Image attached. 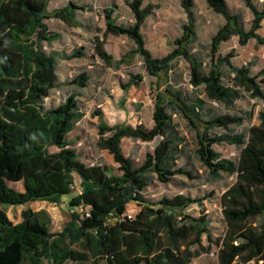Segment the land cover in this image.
Returning <instances> with one entry per match:
<instances>
[{
	"label": "trees",
	"instance_id": "16d2710c",
	"mask_svg": "<svg viewBox=\"0 0 264 264\" xmlns=\"http://www.w3.org/2000/svg\"><path fill=\"white\" fill-rule=\"evenodd\" d=\"M50 1L0 0V205L57 203L71 193L77 175L81 192L71 205L84 206L89 217L74 215L77 224L66 226L57 236L42 222L40 214L29 208L22 211V220L17 224L0 209V264H37L42 260L49 264H64L67 260L77 264H194L200 254L195 248L205 250L204 235L218 247V264H264V112L259 113V124L246 132L213 134L214 130L241 127L245 119L206 109L207 100L232 108L243 94L264 104V69L253 75L250 66L232 63L233 51L220 53L221 45L233 36L239 37L241 46L250 40L264 46V37L258 34L264 22V0H244L254 16L249 30L244 29L242 16L233 13L225 0H207L226 20L211 40L208 63L191 49L199 42L194 0H183L189 21L183 25L174 50L162 58L152 55L142 34L146 20L154 13L153 6L143 7L144 0H126L134 22L128 26L116 23L115 7L105 11L107 32L134 43L132 55L141 59L149 77L169 76L174 62L183 58L190 65V85L194 89L202 87L206 97H187L167 83L169 98L165 102L157 100L151 129L110 127L103 112L97 111L98 147L113 157L116 170L105 162L84 164L69 139L85 117L82 90L88 88L91 72L66 82L70 92L59 105H46L61 85L59 61L88 56L84 48L70 54L53 49L60 36L47 23ZM83 9L69 4L59 17L71 23L76 11ZM94 54L111 65L112 57L98 40ZM226 75L229 85L224 83ZM143 78L141 74H130L127 86H140ZM174 116L187 120L195 129L197 149L193 154L211 182L236 176L235 184L221 197L227 228L220 240L213 241L207 216L195 218L185 213L200 200L176 196L153 204L145 197L153 176L162 184H170L176 176L196 178L193 171L178 165L185 139L174 124ZM125 138L156 141L155 150L136 166L123 152ZM223 143L241 149L237 162L214 150L215 145ZM16 184H22V191L11 186ZM131 203L141 207L133 218L126 215ZM113 216L117 221L109 224ZM66 241L69 245L83 242L86 250L75 252Z\"/></svg>",
	"mask_w": 264,
	"mask_h": 264
},
{
	"label": "rangeland",
	"instance_id": "374dc122",
	"mask_svg": "<svg viewBox=\"0 0 264 264\" xmlns=\"http://www.w3.org/2000/svg\"><path fill=\"white\" fill-rule=\"evenodd\" d=\"M132 1V0H129ZM233 13L240 14L243 18L245 30L251 28L254 16L246 6L244 0H225ZM258 3L259 0H254ZM183 0H144L143 7L153 6L154 13L146 20L142 34L146 41L147 49L155 58H162L170 54L175 48V41L182 36L183 25L189 21ZM195 14L197 18L198 43L193 46L192 52L201 60L208 63L209 45L218 30L226 24L221 15L214 12L207 0H194ZM69 4L83 7L77 10L75 19L71 23L63 21L59 14ZM115 7V8H114ZM114 8L113 18L122 26L131 25L133 15L126 0H51L48 5L47 23L51 31L59 34V39L53 43L54 50L70 54L77 48H84L88 54L85 58L59 61L58 75L60 88L46 100L48 107L59 105L63 97L70 92L66 82L72 80L83 72H91V79L87 89L82 90L81 101L84 104L85 117L70 134L72 147L79 153L81 161L90 166L105 162L115 170L118 165L113 157L98 147L100 118L95 115L97 111L104 114V121L110 127L132 126L151 129L154 125V114L157 100L167 101L166 85L169 83L174 89L180 90L187 97L199 95L206 99L203 88L194 89L190 85V65L183 58L174 62V69L169 76L164 74L158 78L149 77L144 70L140 58L133 56L134 43L123 36H116L107 32L106 10ZM258 34L264 37V22ZM103 43L105 51L112 57L111 65H107L94 54L95 41ZM234 53L232 63L237 67L250 66L253 75H257L264 69V46H260L256 40H250L246 46L239 44V37L233 36L221 45L220 53L227 55ZM130 74L144 76L140 86L128 87ZM229 77H224V83L229 85ZM207 110L217 115H235L243 117L245 122L241 127L231 126L230 130H214L213 134L246 132L250 126L259 124V113L264 112V104L250 99L248 94L238 100L232 108L207 100ZM251 116V118H250ZM174 124L179 134L185 139L183 152L178 160V165L193 171L195 179L190 180L184 176H176L170 184H162L156 177L151 178L145 197L149 203H157L162 198L186 196L200 200L192 204L185 213L198 218L207 216L209 231L213 241L220 240L226 232V223L222 213L221 197L236 182V176L222 177L217 182H211L200 163L194 157L197 149L195 129L179 116L173 117ZM156 141L151 143L135 141L125 138L122 141V149L126 157L131 158L136 166L143 164L148 153H153ZM53 148L52 151H56ZM214 150L223 158L237 162L241 149L230 144L215 145ZM81 180L75 175L71 193L63 196L59 202L40 201L33 204L18 207L0 205V209L7 213L13 224L21 222V213L29 208L41 216L42 222L47 224L50 231L59 236L66 226L77 224L74 215L81 218L89 217V211L84 206H72L71 201L80 195ZM16 190L22 191V184L11 185ZM141 210L137 203H131L127 207V217L133 218ZM116 217L109 218V224H114ZM75 252L86 250L85 244L69 245ZM204 251L195 248L200 254L193 260L194 264H218V247L209 243L206 235L202 238ZM37 264H49L42 260ZM64 264H77L67 260ZM254 264V263H252Z\"/></svg>",
	"mask_w": 264,
	"mask_h": 264
},
{
	"label": "crops",
	"instance_id": "0c3cea01",
	"mask_svg": "<svg viewBox=\"0 0 264 264\" xmlns=\"http://www.w3.org/2000/svg\"><path fill=\"white\" fill-rule=\"evenodd\" d=\"M36 203V202H35ZM33 204V203H32ZM27 207V206H26Z\"/></svg>",
	"mask_w": 264,
	"mask_h": 264
}]
</instances>
